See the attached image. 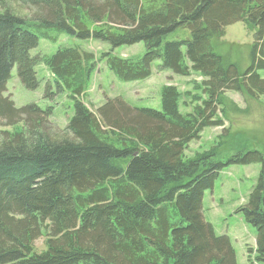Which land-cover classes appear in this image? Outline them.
<instances>
[{"label": "trees", "instance_id": "trees-1", "mask_svg": "<svg viewBox=\"0 0 264 264\" xmlns=\"http://www.w3.org/2000/svg\"><path fill=\"white\" fill-rule=\"evenodd\" d=\"M238 21L255 30L244 72L213 44ZM61 34L109 43L101 58L124 81L151 76L157 59L182 76L198 72L204 96L193 95L183 113L182 92L165 85L161 110L122 96L94 110L84 99L93 52L33 53L42 38ZM141 41V57L113 53ZM39 64L54 78L45 96L56 88L73 101L63 129L51 121L53 106L17 107L5 95L15 66L26 88H38ZM262 69L264 0H0V264H238L229 236L205 220L203 199L225 166L257 162L261 172L240 211L257 229L255 258L264 264V153L229 156L226 133L186 155L205 128L224 125L228 91L264 95ZM45 229L46 249L36 251Z\"/></svg>", "mask_w": 264, "mask_h": 264}, {"label": "rangeland", "instance_id": "rangeland-1", "mask_svg": "<svg viewBox=\"0 0 264 264\" xmlns=\"http://www.w3.org/2000/svg\"><path fill=\"white\" fill-rule=\"evenodd\" d=\"M255 40V30L246 26L245 22L238 21L226 27L225 35L218 42L213 41L215 50L231 62H236L241 72L251 64L250 48ZM215 42L217 43L215 45ZM61 46H80L91 51L97 57L96 70L92 74L84 99L96 110L107 97L122 96L131 105L138 108H154L161 110V91L165 85H175L182 92L180 109L183 113L190 112L193 95L201 94L202 89L196 85L202 82L203 77L198 72L189 76H182L170 69H161L160 59L152 63L151 76L124 81L118 78L106 65L101 54L111 51L109 43L93 39H78L68 34H61L59 40L52 42L41 39L33 53L53 54ZM144 42L133 45L116 47L113 53L124 57H141L145 52ZM40 85L36 89L26 88L18 75L15 66L7 82L5 95L11 96L17 107L36 103L42 108L53 106L51 121L59 129L65 128L74 113L73 101L68 93L57 91L53 96H45L46 82H53L52 73L44 64L37 66ZM264 78V69L259 70ZM202 96V97H203ZM228 102L225 113H220L223 126L205 128L201 137L192 141L187 150L188 157L197 152L212 148L224 137L228 142L225 152L229 156L237 152L258 150L264 153V95L253 99L236 91L227 92ZM193 103V104H192ZM2 127H0L1 129ZM4 128V127H3ZM225 128H227L225 130ZM23 129V124L10 128L11 131ZM261 163L231 164L225 166L215 181L214 187L205 191L203 199V215L210 222L218 235H228L234 247L238 264H263L256 260L257 229L249 224L240 208L248 202L249 195L261 172ZM45 229L34 242L36 251L46 249L48 235Z\"/></svg>", "mask_w": 264, "mask_h": 264}]
</instances>
